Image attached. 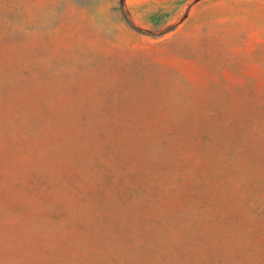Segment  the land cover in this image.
<instances>
[{
	"label": "rangeland",
	"instance_id": "obj_1",
	"mask_svg": "<svg viewBox=\"0 0 264 264\" xmlns=\"http://www.w3.org/2000/svg\"><path fill=\"white\" fill-rule=\"evenodd\" d=\"M0 264H264V0H0Z\"/></svg>",
	"mask_w": 264,
	"mask_h": 264
}]
</instances>
